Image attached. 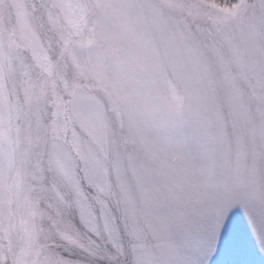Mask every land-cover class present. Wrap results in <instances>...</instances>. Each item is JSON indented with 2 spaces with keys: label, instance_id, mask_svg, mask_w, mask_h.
I'll return each mask as SVG.
<instances>
[{
  "label": "snow or ice",
  "instance_id": "1",
  "mask_svg": "<svg viewBox=\"0 0 264 264\" xmlns=\"http://www.w3.org/2000/svg\"><path fill=\"white\" fill-rule=\"evenodd\" d=\"M0 264H264V0H0Z\"/></svg>",
  "mask_w": 264,
  "mask_h": 264
}]
</instances>
